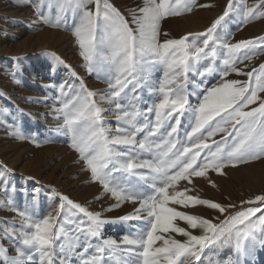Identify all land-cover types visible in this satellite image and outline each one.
Returning a JSON list of instances; mask_svg holds the SVG:
<instances>
[{
  "label": "snow or ice",
  "instance_id": "snow-or-ice-1",
  "mask_svg": "<svg viewBox=\"0 0 264 264\" xmlns=\"http://www.w3.org/2000/svg\"><path fill=\"white\" fill-rule=\"evenodd\" d=\"M65 5L75 16L73 31L86 70L103 78L109 89L98 103L97 93L82 82L78 90L68 82L53 85L66 97L58 109L61 127L91 179L111 194L115 206L138 205L119 220L138 223L118 241L102 234L104 224L112 221L67 196L43 216L8 205L21 224L2 230L0 264H189L193 258L198 264L210 246L234 245L241 252L249 238L258 239L257 228L264 246V195L242 201L240 210L231 213L236 205L199 199L188 195L187 187H177L180 181L191 184L194 177L211 182L209 171L222 175L229 166L264 160V96L260 95L264 63L250 71L238 67L264 52V37L231 43L232 33L217 32L233 10L232 0L206 31L176 39L165 33L163 42L161 21L192 12L196 0H143L131 11L130 21L109 0H64L61 14ZM260 17L264 12L248 8L240 27ZM39 19L61 26L59 15L55 22L43 15ZM157 63L164 66L163 78L153 86L156 97L151 106L141 110L137 88L146 83L149 68ZM231 73L247 79H228ZM190 75L200 78L199 83L190 81ZM213 76L219 83L206 86ZM190 96L196 97V104L190 103ZM103 102L114 104L110 114L116 116L115 129L104 121ZM181 117L187 121L183 137ZM244 204L257 206L243 208ZM173 205H203L227 215L217 217L216 223ZM72 209L85 218L76 219ZM257 213L261 215L253 220ZM177 220L201 234L178 226ZM4 240L13 244L15 256L8 254Z\"/></svg>",
  "mask_w": 264,
  "mask_h": 264
},
{
  "label": "rangeland",
  "instance_id": "rangeland-1",
  "mask_svg": "<svg viewBox=\"0 0 264 264\" xmlns=\"http://www.w3.org/2000/svg\"><path fill=\"white\" fill-rule=\"evenodd\" d=\"M109 2L130 21L131 11L141 6L143 0ZM62 4L64 0H0V235L3 234V229L18 228L21 224L18 213L8 209V205L43 216L50 206L59 205L61 196H67L88 211L100 213L102 219L112 221L104 224L103 237L119 241L131 226L138 223L120 221L119 218L133 213L138 205L125 202L120 207L115 206L117 202L111 194L91 179L85 163L79 159V153L71 147L70 135L61 127L63 118L58 109L66 97H62L58 87L53 85L68 82L78 90L82 82L88 90L97 93L94 99L98 103L99 96L109 89L103 78H97L96 73L86 70L73 31L74 13L65 5L61 14L59 9ZM228 4L229 0H196L192 12L161 21L160 41H164L165 33L167 38L176 39L189 33L206 31L223 15ZM232 5L233 10L218 25L217 32L232 33L231 43L264 37V17L240 27L247 9L254 8L257 12H264V2L232 0ZM257 5L261 6L257 8ZM40 15L52 22L59 15L61 26L45 24L39 19ZM262 63L264 52H258L251 60L238 64V67L250 71ZM163 72L164 66L155 64L148 70L146 83L137 88V106L141 110L151 106L154 101L156 93L153 86L162 80ZM189 79L199 83L200 78L190 75ZM228 79L243 81L247 77L231 73ZM216 83H219V79L214 76L206 80V86ZM188 90L193 91L192 82L188 84ZM260 95L264 96V93ZM189 101L192 104L197 102L195 96H190ZM100 107L105 109V123L115 129L116 116L110 114L114 110V104L103 102ZM188 115L185 113V116ZM186 124L185 118L181 117V137ZM219 138L217 136L215 139ZM208 176L211 182L201 177H194L191 184L180 181L178 190L187 187L190 189L188 195L224 206L236 205L229 210L231 213L240 210L242 201L254 200L256 196L264 195V160L238 167L229 166L223 170L222 175L209 171ZM173 206L178 211L211 219L216 223L219 222L217 217L223 219L227 215L203 205L187 208ZM249 206L257 205L244 204L243 208ZM72 211L76 213V219L85 218L78 210ZM260 215L261 213H257L253 220ZM176 223L192 231L194 235L201 234L200 229H191L184 221L177 220ZM259 233L260 229L257 228L258 239L252 241L249 238L239 253H231L230 245L206 248L198 264H264V246L259 243ZM174 235L176 239H186L178 234ZM3 246L8 249L9 255H16L11 242L4 240ZM189 264L197 262L193 258L189 260Z\"/></svg>",
  "mask_w": 264,
  "mask_h": 264
},
{
  "label": "bare ground",
  "instance_id": "bare-ground-1",
  "mask_svg": "<svg viewBox=\"0 0 264 264\" xmlns=\"http://www.w3.org/2000/svg\"><path fill=\"white\" fill-rule=\"evenodd\" d=\"M226 249V248H225ZM229 251L231 252V253H235V247L233 246V245H230L229 246Z\"/></svg>",
  "mask_w": 264,
  "mask_h": 264
}]
</instances>
